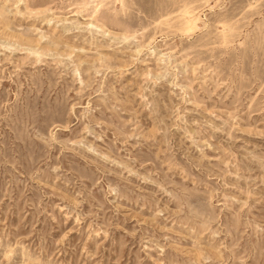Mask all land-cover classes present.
<instances>
[{
    "label": "rangeland",
    "instance_id": "obj_1",
    "mask_svg": "<svg viewBox=\"0 0 264 264\" xmlns=\"http://www.w3.org/2000/svg\"><path fill=\"white\" fill-rule=\"evenodd\" d=\"M0 264H264V0H0Z\"/></svg>",
    "mask_w": 264,
    "mask_h": 264
}]
</instances>
